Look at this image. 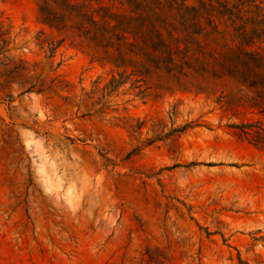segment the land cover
<instances>
[{"label": "rangeland", "instance_id": "rangeland-1", "mask_svg": "<svg viewBox=\"0 0 264 264\" xmlns=\"http://www.w3.org/2000/svg\"><path fill=\"white\" fill-rule=\"evenodd\" d=\"M64 37L35 0H0V264H264V151L232 127L257 118L239 94L113 89Z\"/></svg>", "mask_w": 264, "mask_h": 264}, {"label": "trees", "instance_id": "trees-1", "mask_svg": "<svg viewBox=\"0 0 264 264\" xmlns=\"http://www.w3.org/2000/svg\"><path fill=\"white\" fill-rule=\"evenodd\" d=\"M40 22L91 62L206 94L226 85L257 116L232 127L264 151V0H35ZM60 42V43H61ZM130 72V73H127Z\"/></svg>", "mask_w": 264, "mask_h": 264}]
</instances>
